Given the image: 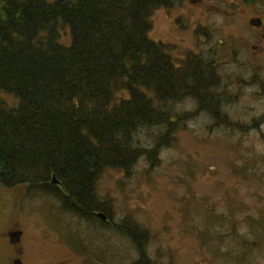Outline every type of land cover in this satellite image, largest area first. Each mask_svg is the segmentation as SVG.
Here are the masks:
<instances>
[{"label": "rangeland", "instance_id": "374dc122", "mask_svg": "<svg viewBox=\"0 0 264 264\" xmlns=\"http://www.w3.org/2000/svg\"><path fill=\"white\" fill-rule=\"evenodd\" d=\"M171 3L153 11L148 36L174 60L214 64L219 83L207 105L217 103L220 114L191 98L167 103L171 116L196 115L175 121V140L157 164L141 157L128 175L104 170L95 189L105 209L89 219L63 211L57 197L0 185V264H140L132 240L116 230L126 219L149 235L137 240L147 264H264V0ZM256 17L260 29L248 24ZM166 129L139 130L136 142L150 149ZM13 230L22 232L15 245Z\"/></svg>", "mask_w": 264, "mask_h": 264}, {"label": "trees", "instance_id": "16d2710c", "mask_svg": "<svg viewBox=\"0 0 264 264\" xmlns=\"http://www.w3.org/2000/svg\"><path fill=\"white\" fill-rule=\"evenodd\" d=\"M171 6V0H0V94L17 101L0 100L3 188L57 197L63 211L89 219L105 209L95 189L104 170L128 175L141 157L157 164L160 149L175 140V121L196 115L171 116L167 103L191 98L198 110L220 114L217 103L207 105L219 83L214 64L197 55L174 60L168 45L148 36L153 11ZM165 123L150 149L136 142L139 130ZM116 230L147 264L137 240L149 235L131 219Z\"/></svg>", "mask_w": 264, "mask_h": 264}, {"label": "water", "instance_id": "95a60500", "mask_svg": "<svg viewBox=\"0 0 264 264\" xmlns=\"http://www.w3.org/2000/svg\"><path fill=\"white\" fill-rule=\"evenodd\" d=\"M199 1H200V0H189L190 4H196V3H198ZM260 24H261V21H260V19H257V18L251 19V20L249 21V25H250L251 27H259ZM98 216L101 217V219H103V217H102L100 214H98ZM20 235H21V232H20V231L10 232V233L8 234V236H9V242H10L11 244H15V243H17V242L19 241V237H20Z\"/></svg>", "mask_w": 264, "mask_h": 264}, {"label": "flooded vegetation", "instance_id": "af4514ba", "mask_svg": "<svg viewBox=\"0 0 264 264\" xmlns=\"http://www.w3.org/2000/svg\"><path fill=\"white\" fill-rule=\"evenodd\" d=\"M233 1V0H232ZM243 1H255V0H243ZM256 18H260V17H256ZM261 19V22H262V25L261 26H259L258 28H255V29H260L262 26H263V19L262 18H260ZM9 232H11V231H9ZM13 261V263L12 264H23L22 263V260H20L19 258H13L12 259ZM7 262L9 263H11V259H7Z\"/></svg>", "mask_w": 264, "mask_h": 264}]
</instances>
